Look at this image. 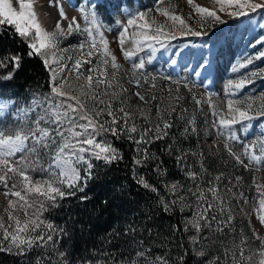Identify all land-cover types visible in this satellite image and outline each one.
Segmentation results:
<instances>
[{
    "label": "snow or ice",
    "instance_id": "obj_1",
    "mask_svg": "<svg viewBox=\"0 0 264 264\" xmlns=\"http://www.w3.org/2000/svg\"><path fill=\"white\" fill-rule=\"evenodd\" d=\"M18 3L19 10L13 6L12 0H0V31L4 30V26H10L12 36L25 45L26 51L24 55L41 60L45 68L51 73L50 81L53 86L50 93L52 99L56 100V103H53L52 99H48L45 106L43 100L34 98L28 108L21 109L23 116L20 119L23 123L18 130L10 131L6 134L4 129L0 128V184L4 185L6 189L4 192L5 197L12 196L22 202L19 207L25 217L22 221L18 216L13 215L9 209L16 207L17 200L9 199L8 208L5 209L10 222L8 227H5L4 219L0 217L3 241L8 243L7 246H4L3 241H0V252L12 253L15 249V254L23 255L26 249L30 250L33 247L34 241L42 242L37 244V247H42L52 242L53 236L57 231L50 222H45L40 218L45 208L44 201H49L52 207H57V198L63 200L68 196H74L76 191L83 192L88 181L93 179V163L91 162L93 159L102 160L107 165L121 158L117 150L108 141L97 140L101 133H111L117 138L121 134H126L127 138L137 145L136 151L141 152L144 160H147L149 158L147 145L154 140H160L167 136V130L172 127V124L169 120H164L163 117H160L163 121L162 127L161 124L157 123L151 136L148 135L152 131L151 128L138 132L134 124L129 125L132 113L125 110L127 98L120 99L121 93L127 92V89L123 85L116 83L119 91H109L117 79L116 73L113 71L109 77L108 73L101 68V64L106 66L109 63V57L111 67L114 70L118 69L119 65L116 63V57L109 50L108 41L104 37V31L107 29L96 12L95 0H89L87 9H80L83 20L87 25L83 32L85 40L88 42V48L84 52L85 43H80L79 48L82 51V56L74 60L69 72V75L73 72L76 73L75 79L79 83L75 90L70 84L66 86V79L56 83L57 71L63 72L67 67L66 63H61L63 56L57 57L56 51H58L61 37L70 35L74 30H80V24L76 17L69 19L59 0H48L50 7L57 8L59 17L55 22V29L48 31L38 22L37 12L34 9L32 0H18ZM187 3L194 9V13H189L187 18L177 14L174 10H169V8H174L171 0H169V4L166 7H162L165 4V0H156L154 11L166 18L164 22L158 23L155 16L148 18V13L153 11V9H148L147 11L132 13L127 18L126 24L120 25V31L117 35L121 51L125 59L132 60L133 78L128 81L129 84H134L139 89L142 81L144 84H149L150 82V88L156 89L157 77L148 75L146 63L152 62L156 52L160 50L167 51L171 48L178 37L208 35L215 26L224 25L234 18H251L252 14L258 10H264V0H217L218 9L203 7L198 3H194V0H187ZM218 12L222 15L218 14ZM193 19H195V25L188 22ZM62 21H67L66 29L61 27ZM117 23L119 24V21ZM129 25L135 26V31L131 34V47L125 48L126 41L129 40L127 35ZM98 40L99 47L102 48L101 55L103 59L96 66H92L91 57L94 55V50L98 49ZM256 44H259L261 49H264V38H257ZM184 47L187 48L188 45H184ZM145 50H148L147 59L144 57L138 60L133 59L137 53ZM50 55L55 59H49ZM172 55L179 56L180 50L173 52ZM7 59L12 62L14 68L18 69L23 55L15 53L8 56ZM257 59L264 60V50L259 51L257 56L246 57L245 62L234 66L232 71L239 73L241 69L251 65ZM85 63L89 65L87 68L88 74L82 78L83 74L80 69ZM170 63L176 65L177 60L170 59ZM0 64L7 66L3 59H0ZM52 64H55V67H51ZM199 66L207 71V62L202 60ZM195 74L200 75V73ZM257 76V72H250L242 75L236 81H228L226 85L228 94L233 95L236 91L243 89L247 84L254 82ZM163 79L169 84V87L164 89L169 98L177 103L182 101L185 98L181 94V88H183L190 94L196 106L201 105L202 100L196 97L194 91V82L188 78L173 79L171 75L163 77ZM133 95L139 101L144 102V104L157 99L155 95L151 96L150 99H146L145 95L141 94L139 90L135 91ZM113 99H120V107L115 112L112 107ZM258 99L260 104L257 108L253 107L254 101L251 99L242 107L236 106L241 103L239 100L228 99L226 104L227 116L222 112L216 111L215 105L212 104L211 96L204 101L213 108L214 117L218 116V119L213 122V127L216 129L218 136H224L223 147L225 151L246 170L248 165L241 159V155L232 150L229 141L239 140L233 126L241 121L254 119V115L250 113L264 116V96H260ZM7 107L8 103L0 101V111ZM37 108L40 111H35ZM175 111L176 109L171 107V112ZM182 111H187V109H182ZM30 112H35V118L29 125L27 117ZM140 112L141 115L145 114L143 109ZM171 112L168 115H171ZM157 115L159 116V109L157 110ZM101 117L107 118L102 120ZM180 118L183 119V116ZM186 124L184 133L197 135L195 119L189 118L186 120ZM244 127H247V125L245 124ZM132 134H137L139 139H136ZM141 144L145 146L142 149L140 148ZM52 146L55 147L50 151ZM257 149L260 155L255 154ZM41 152L46 153L49 157L47 167L41 163ZM18 153L21 154L20 157L13 159ZM85 154H87V158ZM242 154L249 158L250 163L256 162L259 164L264 160V140L257 141L251 145H244ZM186 155L178 154L176 157L177 162H183ZM192 155H196V153H192ZM135 163L139 165L142 161L138 159ZM80 164L84 166L83 176H81L80 171L75 166ZM29 169L33 171L39 170L41 173L46 174L48 178L33 180L28 174ZM57 170L59 171L57 172ZM157 171H160L159 164ZM204 171L206 169L201 164V172ZM185 174L191 180H196L198 175L195 171H188ZM223 175V173L216 175L214 177V186L206 189L207 192L211 193L212 200L206 199L205 190L201 189L199 184L196 185L195 190L192 188L188 189V192L196 198L197 213L191 220L186 222L184 230L187 231L189 226L195 230V234L190 236L189 240L193 245L195 255L199 257H205L203 245L200 244L201 228H207L212 231V222L216 221V230L223 231V228L231 225L234 220L231 210L224 206L223 200L218 195L219 182ZM241 179L240 176L235 177L237 184L241 182ZM9 182H11V188L8 187ZM137 182L146 189L151 187L143 178H140ZM229 184H231V180H229ZM253 185L259 193L258 218L264 224V185L257 184L255 178H253ZM176 189L177 185L173 184L170 191L175 192ZM151 190L153 192L156 191L154 187ZM228 191L231 192V188H228ZM243 196L244 194L241 192L240 197ZM41 198L43 199L41 200ZM37 200L41 202L38 207H35ZM179 200L183 202L185 196L181 195ZM161 203L164 204V201L161 200ZM243 203L247 204V199H244ZM171 204H176V201H171ZM34 207L35 210L30 214L29 209ZM164 210L166 212L170 211V205L164 204ZM180 210L183 211V207ZM210 211L212 212L211 218L208 216ZM217 212L221 213L219 221H217ZM240 212L247 214L242 206L240 207ZM13 221L14 230L10 232L8 228L13 227L11 223ZM41 225H44L48 230L46 237L43 231L34 237L21 235L29 232L34 233ZM67 231L66 229H59L62 235L67 234ZM230 231H234V229H230ZM252 238L260 241L258 250L250 246L249 238L244 235L241 229L238 241L234 240L231 246L225 247L222 253L223 259L221 257H213L208 261V264H264V236L258 235L253 229ZM204 239H207V237ZM198 245L199 247H197ZM147 251L143 248L138 249L135 252L137 260L131 261L130 264H137V261H139V264H168V260L164 257H156L154 260H150L148 255H146ZM60 255L64 256L65 254L60 253ZM256 257L259 258L258 262L255 259ZM87 264H91V262L89 261ZM97 264H100V262L98 261ZM176 264H182V258ZM201 264H204V262L201 261Z\"/></svg>",
    "mask_w": 264,
    "mask_h": 264
},
{
    "label": "rangeland",
    "instance_id": "obj_2",
    "mask_svg": "<svg viewBox=\"0 0 264 264\" xmlns=\"http://www.w3.org/2000/svg\"><path fill=\"white\" fill-rule=\"evenodd\" d=\"M12 2L13 6L19 10L18 0H12ZM32 2L37 12L38 22L48 31H53L55 29V22L59 19L57 8L50 7L48 0H32ZM59 2L63 5L64 11L69 19L76 17L80 24V30H74L70 35L59 39L56 56L59 57L62 55L63 60L61 63H66L67 67L63 72L57 71L56 83L66 79V86L70 84L73 86V90H75L79 82L75 79L76 73L73 72L69 75V72L74 60L82 56V51L79 48L80 43H85L84 52H86L88 48V42L85 40V34L83 32V29L87 27V25L83 20L80 9H87L89 0H59ZM38 3L41 4L40 8H38ZM194 3H198L203 7H208L209 9L219 8L217 0H194ZM95 4L97 6L102 5L103 9H98L96 6V12L106 26L107 30L104 31V37L108 41L109 50L112 55L116 57V63L119 65V68L114 70L111 67L109 57V63L106 66L101 64V68L108 73L109 77L112 75L113 71L116 73L117 79L109 91H119L116 87V83L123 85V87L127 89V92L121 93L120 99L127 98L125 110L132 113L129 119V125L134 124L136 126L141 119L152 118V120H154L151 122V127L154 133L157 123L161 124L162 127L163 121L160 117H163L164 120H169L171 124L173 120H176L177 126L179 127L180 125V128L184 130L187 126L186 120L194 118L197 134L200 131L203 133V143L209 148V153L213 155L217 162H222L225 165V170L221 172L224 175L219 182L218 195L223 200L224 206L231 210L234 220L231 225L223 228V231L216 230L217 222H212L213 230L218 231L219 235L223 236L219 243L220 252H218L219 254L202 257L201 261H203L204 264H208V261L213 257H221V259H223L222 253L225 247L231 246L234 240L238 241L241 229L244 235L249 238L250 246L258 250L260 241L252 238V230L254 229L258 235L264 236V224H262L258 218L257 209L259 207V193L257 188L253 185V178H255L257 184L264 185V160L259 164L256 162L250 163L249 158L242 153L244 145H251L257 141L264 140V116L250 113L254 115V119L251 121H241L233 126L239 140L229 141V144L232 150L241 155V159L248 165L246 170L225 151L223 147L225 138L224 136H218L216 129L213 127V122L218 119V116L214 117L213 108L204 101L211 96V101L212 104L215 105L216 111L222 112L225 116H227L226 104L228 99L239 100L241 103L236 106L240 107L246 104L249 99L254 101V108L259 106L260 100L258 98L264 96V75H261L264 74V60H255L251 65L241 69L239 73H234L232 68L239 63L245 62L246 57L257 56L259 51L264 50L261 49L259 44H256L257 38H264V10H258L256 13L252 14L251 18H234L224 25L215 26L208 35L199 37H178L177 40L173 42L172 47L167 51L160 50L156 52L152 62L146 63L148 75L150 77H157V87L153 90L150 88V82L149 84H144L142 81V85L139 89H137L134 84L128 83V81L133 78L131 69L132 60L125 59L119 45L117 33L120 31V25L126 24L127 18H129L132 13L139 11L153 9L152 12L148 13V18L155 16L158 23L164 22L166 18L154 11L156 0H95ZM168 4L169 0H165V4L162 5V7H166ZM171 4L174 8H169V10H174L177 14L183 15L185 18L188 17L189 13H194V9L187 3V0H171ZM218 14L221 13L218 12ZM40 15L44 16L45 21H47L42 23L40 21ZM117 21H119V24ZM188 22L195 25V19L189 20ZM61 27L66 29L67 21H62ZM134 31L135 26L129 25L127 33L129 40L126 41L125 48L131 47V34ZM184 45H188V47L185 48ZM177 50H180V55L173 56L172 53ZM101 53L102 48L99 47L98 40V49L94 50V55L91 57L92 66H96L101 59H103ZM147 56L148 50H145L137 53L133 59L138 60L141 57L147 59ZM69 57H71V59H69ZM49 59L55 58L50 55ZM170 59H176L177 64L172 65ZM202 60L207 62V71L199 66ZM51 67H55V64H52ZM88 67L89 65L87 63L82 65L80 69V72L83 74L82 78L88 74ZM250 72L258 73L254 82L247 84L243 89L236 91L233 95H229L226 89L228 81H236L240 79L242 75ZM195 73H200V75L198 76ZM169 75H171L173 79L188 78L190 81L194 82V91L196 97L202 100L201 105L196 106L190 94L183 88H181V94H183L185 98L182 101L177 103L175 100L169 98L164 91V89L169 87V84L163 79V77ZM52 86V82L50 81V89L45 90L42 87H35L33 89L27 88L22 91L15 90L13 86L6 87L3 83L1 84L0 81V101L8 103V107L0 111V128L4 129L6 134L10 131L18 130L23 123L20 119V117L23 116L21 109L28 108L31 100L34 98L43 100L46 106L47 100L52 99L50 93ZM137 90L145 95L146 99H150L153 95H155L157 99L148 104H144V102L139 101L138 98L133 95ZM120 99H113L112 107L114 112L120 107ZM52 102L56 103V100L52 99ZM170 105L176 109L175 112H171ZM141 109L144 110V115H141ZM158 109L159 116L157 115ZM182 109H187V111H182ZM35 111L38 112L40 109L37 108ZM169 112H171V115H168ZM117 114L120 115L119 113ZM181 116H183V119L180 118ZM34 118L35 112H30L27 117L29 125ZM106 118L107 117H101L102 120ZM245 124L247 127H244ZM97 140L108 141L104 135L97 137ZM54 147L55 146H52L50 151L54 149ZM255 154L260 155L258 149L255 150ZM18 155L21 154L18 153L16 156ZM85 157L87 158V154H85ZM13 159L18 158L13 157ZM42 160V164L47 167L49 157L46 153H44ZM91 162L93 163V179L88 181L85 188H88L90 183L99 176V173L110 165H106L102 160L93 159ZM75 166L80 171L81 176H83V164ZM58 171L59 170H57V172ZM147 176L146 173H143L142 178ZM236 176L242 178L239 184H237L235 180ZM229 180H231V184H229ZM8 187L10 188L9 185ZM228 188H231V192L228 191ZM5 191L4 185L0 184V217H3L4 222H9L7 213L5 212V209L8 208V200L4 195ZM241 192L244 194L243 197H240ZM205 197L207 199L206 194ZM244 199H247V204L243 203ZM241 206L244 207L247 213L246 215L240 212ZM216 216L217 221H219L221 213L217 212ZM189 217L190 218L187 217L189 220L193 218V216ZM230 229H234V231H230ZM203 240L204 242L206 241V239ZM142 248L148 250L146 255H148L150 260L160 257L157 253H154L149 245ZM134 253L135 250H131L126 255L131 256ZM255 259H257L258 262L259 258L256 257ZM201 261L198 264H201ZM65 262L69 264L66 260L62 263L65 264ZM124 264L129 263L125 260Z\"/></svg>",
    "mask_w": 264,
    "mask_h": 264
},
{
    "label": "trees",
    "instance_id": "obj_3",
    "mask_svg": "<svg viewBox=\"0 0 264 264\" xmlns=\"http://www.w3.org/2000/svg\"><path fill=\"white\" fill-rule=\"evenodd\" d=\"M25 51V45L12 36L11 27L4 26V30L0 31V59L7 66L0 64L1 84L22 91L35 87L50 89V72L39 58L24 55ZM15 53L23 55L18 69L7 59ZM153 120L141 119L136 125L138 132L146 128L152 130ZM175 121L173 120L172 127L167 130V136L147 145V160H144L141 152L136 151L137 145L126 134L117 138L111 133H101L121 158L105 167L88 188L84 187L83 192L76 191L74 196L63 200L57 198V207L44 201L45 208L40 218L50 222L57 230L53 241L42 247H37L42 242L34 241L33 247L26 249L23 255L15 254V249L12 253L0 252V264H63L64 260L69 264H87L89 261L91 264H97L98 261L100 264H124L126 260L130 264L137 257L135 253L131 256L126 254L148 245L154 253L166 258L168 264H176L181 258L182 264L200 263L202 257L195 255L189 240L195 230L191 226L187 231L184 230L189 220L187 217L197 213L196 198L188 189L195 190L199 184L205 190L207 200H211L212 195L206 189L214 186V177L225 170V165L217 162L209 153V148L203 143L201 131L197 135L186 134ZM152 133L153 131L148 135L151 136ZM132 135L139 139L137 134ZM143 147L145 146L141 144L140 148ZM178 154H187L181 163L177 162ZM40 156L42 163L44 152ZM16 157L19 158L20 155ZM138 159L142 161L139 165L135 163ZM201 164L206 171L201 172ZM188 171L198 174L196 180L189 179L185 174ZM143 173L148 175L143 178L151 186L148 189L137 182ZM28 174L33 180L48 178L39 170L29 169ZM173 184L177 185L175 192L170 191ZM9 186L11 188V182ZM152 187L156 189L155 192L151 190ZM181 195L185 196L183 202L179 200ZM9 199L17 200L16 207L9 210L23 221L25 217L19 207L22 202L12 196H8L7 200ZM161 200L170 205V211L164 210ZM173 200L176 201L174 205L171 204ZM40 202L37 200L35 207ZM35 207L29 209L30 214ZM182 207L183 211L180 210ZM208 216L211 218V211ZM9 223L4 222L5 227ZM11 223L14 227V221ZM13 227L8 230L13 231ZM59 229L68 230L67 234L62 235ZM42 231L46 237L48 230L44 225L34 233L21 235L34 237ZM200 236L205 256L219 254V243L223 236L213 230V223L212 231L202 227ZM205 237L207 239L204 242ZM0 241H3V229H0ZM7 243L3 241L4 246ZM60 253L65 255L61 256Z\"/></svg>",
    "mask_w": 264,
    "mask_h": 264
},
{
    "label": "crops",
    "instance_id": "obj_4",
    "mask_svg": "<svg viewBox=\"0 0 264 264\" xmlns=\"http://www.w3.org/2000/svg\"><path fill=\"white\" fill-rule=\"evenodd\" d=\"M65 1H68V0H65ZM66 4H67V3H66ZM96 6H97V5H96ZM40 7H41V4L38 3V8H40ZM97 8H98V9H103V8H102V5L97 6ZM43 15H44V14H43ZM37 17H38V16H37ZM46 21H47V20H46Z\"/></svg>",
    "mask_w": 264,
    "mask_h": 264
},
{
    "label": "bare ground",
    "instance_id": "obj_5",
    "mask_svg": "<svg viewBox=\"0 0 264 264\" xmlns=\"http://www.w3.org/2000/svg\"><path fill=\"white\" fill-rule=\"evenodd\" d=\"M39 17L41 18V20H40V21H41L42 23L46 22V21H45V17H44V16L40 15Z\"/></svg>",
    "mask_w": 264,
    "mask_h": 264
}]
</instances>
